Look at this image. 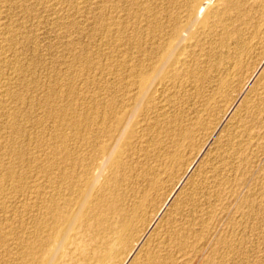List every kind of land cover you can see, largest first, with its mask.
I'll return each instance as SVG.
<instances>
[{"label": "rangeland", "instance_id": "obj_1", "mask_svg": "<svg viewBox=\"0 0 264 264\" xmlns=\"http://www.w3.org/2000/svg\"><path fill=\"white\" fill-rule=\"evenodd\" d=\"M52 1L0 0V264H82L78 240L97 264L82 225L41 254L54 196L124 243L106 264H264V0ZM170 56L176 76L143 90Z\"/></svg>", "mask_w": 264, "mask_h": 264}, {"label": "bare ground", "instance_id": "obj_2", "mask_svg": "<svg viewBox=\"0 0 264 264\" xmlns=\"http://www.w3.org/2000/svg\"><path fill=\"white\" fill-rule=\"evenodd\" d=\"M48 1V0H47ZM53 1H55V0H53ZM52 1V2H53ZM76 1V0H75ZM105 1V0H104ZM7 2V1H6ZM79 2V1H78ZM209 2V1H208ZM1 3V2H0ZM9 3V2H8ZM72 3V2H71ZM76 3H77V1H76ZM84 3V2H83ZM227 3V2H226ZM50 4V3H49ZM48 4V5H49ZM56 4V3H55ZM82 4V3H81ZM145 4V3H144ZM210 4V3H209ZM19 5V4H18ZM22 5V4H21ZM46 5V4H45ZM47 5V6H48ZM116 5V4H115ZM10 6V5H9ZM76 6V5H75ZM144 6V5H143ZM4 7V6H3ZM23 7H24V5H23ZM31 7V6H30ZM44 8V7H43ZM76 8V7H75ZM79 8V7H78ZM92 8V7H91ZM2 9V8H1ZM73 9V8H72ZM25 10V9H24ZM31 10V9H30ZM54 10V9H53ZM77 10V9H76ZM75 10V11H76ZM32 11V10H31ZM35 11V10H34ZM79 11V10H78ZM77 11V12H78ZM88 11V10H87ZM222 11V10H221ZM84 12V11H83ZM151 12V11H150ZM178 13V12H177ZM206 13V12H205ZM214 13H216V12H214ZM213 14V13H212ZM55 15V14H54ZM2 16V15H1ZM9 16V15H8ZM191 18H193V17H191ZM177 19V18H176ZM111 20V19H110ZM109 21V20H108ZM118 22V21H117ZM110 24V23H109ZM119 24V23H118ZM118 24L117 23H115V21H113L109 26L111 27V28H118L119 29V27H118ZM207 24V23H206ZM213 25V24H212ZM107 27H109L108 25H106ZM120 26H121V22H120ZM205 26H208V24L207 25H205ZM204 26V27H205ZM209 27H211V26H209ZM13 28V27H12ZM207 28V27H206ZM153 29V28H152ZM14 30V29H13ZM158 29H156V31H157ZM119 32V31H118ZM198 32V31H197ZM202 32V31H201ZM211 32V31H210ZM1 33V32H0ZM2 33H5V32H3L2 31ZM11 33H13V32H11ZM21 33V32H20ZM7 34V33H6ZM152 34V33H151ZM210 34V33H209ZM19 35V34H18ZM4 36V35H3ZM158 36V35H157ZM216 36V35H215ZM4 38H5V36H4ZM147 38H149V37H147ZM154 38V37H153ZM9 39V38H8ZM160 39V38H159ZM3 40V39H2ZM158 40V39H157ZM1 41V40H0ZM155 41V40H154ZM3 42H5V41H3ZM10 42V41H9ZM18 42V41H17ZM19 43V42H18ZM115 43V42H114ZM113 43V44H114ZM5 44V43H4ZM8 44V43H7ZM180 44V43H179ZM186 44H188V43H186ZM190 44V43H189ZM214 44V43H213ZM11 45V44H10ZM13 45V44H12ZM19 45V44H18ZM181 45V44H180ZM215 45V44H214ZM8 46V45H7ZM16 46V45H15ZM183 46V45H182ZM10 47V46H9ZM187 47V46H186ZM4 47L0 44V50L2 51V49H3ZM8 48V47H7ZM189 48V47H188ZM11 49V48H10ZM9 49V50H10ZM116 49V48H115ZM120 49V48H119ZM191 49V48H190ZM192 50V49H191ZM220 50V49H219ZM185 51V50H184ZM169 52V51H168ZM171 52H176V49L174 50H172ZM218 52V51H217ZM4 53V52H3ZM191 53V52H190ZM13 56V55H12ZM2 58V57H1ZM0 58V59H1ZM11 58V57H10ZM184 58V57H183ZM187 58V57H186ZM191 60V59H190ZM167 62H165V64H164V67H160V68H153L154 66H152V65H149V64H147L148 66H142V68L140 67V71H141V73L139 74V76L138 77H140V78H145L146 80H144L141 84L139 83V82H136V83H139V86H143V87H145L143 90H145L146 92H149V91H154V90H152L153 89V82H151V76H153V75H155V76H158V77H162V76H164L165 75V70H167V71H169V73H170V75L172 76V77H175L176 76V72H175V70H174V67H175V65H174V62L172 61V58H171V56L170 57H167V60H166ZM153 62V61H152ZM177 62V61H176ZM14 63V62H13ZM147 63H149V62H147ZM154 63V62H153ZM156 64V63H155ZM187 65V64H186ZM15 66V65H14ZM125 67V66H124ZM136 67V66H135ZM233 68V67H232ZM139 69V68H138ZM12 70V69H11ZM134 70V69H133ZM129 71V70H128ZM130 73V72H129ZM128 73V74H129ZM148 74H151V78H149V75ZM131 75V74H130ZM137 75V74H136ZM146 75H148V77L146 78ZM233 75V74H232ZM9 76V75H8ZM113 76V75H112ZM128 76V75H127ZM126 76V77H127ZM131 76H133V75H131ZM122 78V77H121ZM128 78H130L129 76H128ZM132 79H133V77H131ZM136 78H137V76H136ZM169 78H171L170 76H169ZM2 79H3V77H2ZM1 79V80H2ZM135 79V78H134ZM138 79V78H137ZM123 80H124V78H123ZM122 80V81H123ZM126 80V79H125ZM129 79H127V81H128ZM143 80V79H142ZM169 80V79H168ZM97 81V80H96ZM125 82V81H124ZM130 83H134V81L133 82H130ZM0 84H1V82H0ZM165 84H166V82H165ZM127 85H129L130 86V84H127ZM135 85V84H134ZM133 85V86H134ZM133 86H131V87H133ZM138 86V87H139ZM137 87V86H136ZM155 87V86H154ZM127 88H128V86H127ZM100 89V88H99ZM121 89V88H120ZM132 89H134V88H131V90ZM140 89V88H139ZM141 89H142V87H141ZM135 90H138V89H135ZM156 90V89H155ZM7 91L8 90H6V93H7ZM142 91V90H141ZM135 92V91H134ZM155 92L156 91H154V93L153 94H155ZM10 93H11V91H10ZM152 93V92H151ZM161 93V92H160ZM173 93V92H172ZM59 94V93H58ZM131 94V92L129 93V95ZM147 94V93H146ZM126 95H127V93H126ZM128 95V96H129ZM132 95V94H131ZM133 95H136V94H133ZM1 96H2V94H1ZM0 96V97H1ZM138 96H140V95H138ZM142 96V95H141ZM150 96V95H149ZM151 96H153V95H151ZM150 96V97H151ZM157 96V95H156ZM143 97V96H142ZM158 97V96H157ZM109 98V97H108ZM129 98V97H128ZM132 98V97H131ZM136 98V97H135ZM10 99V98H9ZM115 99V98H114ZM125 99L127 100V97L125 96ZM145 99V98H144ZM148 99H149V97H148ZM154 99V97H152V100ZM109 100V99H108ZM123 100V99H122ZM135 100V99H134ZM116 101V100H115ZM128 101H130L129 99H128ZM138 101V100H137ZM154 101V100H153ZM152 101V102H153ZM102 102V101H101ZM103 102H104V100H103ZM110 102V101H109ZM105 103V102H104ZM103 103V104H104ZM123 103V102H122ZM122 103H120V104H122ZM133 103V102H132ZM163 103V102H162ZM161 103V104H162ZM95 104V103H94ZM102 104V103H101ZM106 104V103H105ZM111 104V103H110ZM126 104H127V102H126ZM134 104H136V103H134ZM228 104V103H227ZM5 105V104H4ZM84 105V104H83ZM231 105V104H230ZM122 106V105H121ZM126 106V105H125ZM130 106V105H129ZM228 106V105H227ZM92 107V106H91ZM97 107V106H96ZM96 107H94L95 109L93 110V111H97V109H96ZM104 106H102V108H103ZM128 107V105L125 107V109ZM133 107H134V105H133ZM155 107V106H154ZM135 108V107H134ZM91 109V108H90ZM107 109H108V107H107ZM136 109V108H135ZM138 109H139V107H138ZM226 109H228V108H226ZM226 109H224V110H226ZM100 110H103V109H100ZM148 110V109H147ZM9 111V110H8ZM73 111V110H72ZM99 111V110H98ZM54 112V111H53ZM104 112V111H103ZM225 112V111H224ZM89 113V112H88ZM92 113H94V112H92L91 111V114ZM101 113V112H100ZM127 113V112H126ZM130 113V112H129ZM140 113H141V111H140ZM75 114V113H74ZM87 114V113H86ZM122 114V113H121ZM145 114H146V112H145ZM150 114V113H149ZM90 115V114H89ZM94 115V114H93ZM99 115V114H98ZM120 115V114H119ZM102 116V115H101ZM107 116V115H106ZM121 116V115H120ZM55 117V116H54ZM96 117V116H95ZM113 117V116H112ZM114 117H116V116H114ZM128 116L126 115V118H127ZM136 117V116H135ZM134 117V118H135ZM139 117V116H138ZM144 117V116H143ZM146 117H147V115H146ZM149 117V116H148ZM73 118H75V116L73 117ZM78 118V117H77ZM89 118V117H88ZM91 118V117H90ZM96 118H98V117H96ZM101 118H103V117H101ZM124 118V117H123ZM133 119V118H132ZM144 119H145V117H144ZM151 119V118H150ZM153 119V118H152ZM157 119V118H156ZM7 120V119H6ZM73 120V119H72ZM85 120V119H84ZM96 120V119H95ZM126 120V119H125ZM87 121V120H86ZM88 121H89V119H88ZM127 121V120H126ZM126 121H124V122H126ZM133 121H134V119H133ZM142 121H143V119H142ZM145 122H146V120H144ZM90 122V121H89ZM122 122V121H121ZM131 122V121H130ZM139 122V121H138ZM2 123V122H1ZM92 123V122H91ZM99 123H100V127L102 128H100V131L102 130V133H101V135L103 136H105V135H111L112 133H111V131L110 130H107V129H109V127H107V126H105L104 124H105V122H103L102 120L101 121H99ZM140 123V122H139ZM147 123H148V121H147ZM110 124V123H109ZM121 124V123H120ZM130 124V123H129ZM129 124H127V125H129ZM133 124V123H132ZM135 124H136V122H135ZM135 124H133V125H135ZM144 124V123H143ZM92 125V124H91ZM131 125V124H130ZM142 125V124H141ZM66 126V125H65ZM88 126H89V124H88ZM95 126V125H94ZM97 126H98V124H97ZM138 126V125H137ZM72 127H73V125H72ZM86 127V126H85ZM91 127V126H90ZM118 127V126H117ZM92 128V127H91ZM134 128H136V127H131V129L132 130H134ZM90 129V128H89ZM97 129V128H96ZM130 129V128H129ZM69 130V129H68ZM114 130V129H113ZM140 130V129H139ZM174 130V129H173ZM98 131V130H97ZM96 131V132H97ZM115 131V130H114ZM118 132V131H117ZM138 132V131H137ZM141 132V131H140ZM84 133V132H83ZM88 133V132H87ZM90 133V132H89ZM99 133V132H98ZM123 133V132H122ZM134 133H136V132H134ZM142 133V132H141ZM96 134V133H95ZM132 134V133H131ZM137 134V133H136ZM257 134V133H256ZM78 135V134H77ZM80 135V134H79ZM81 135H82V133H81ZM100 135V134H99ZM100 135V136H101ZM185 135V134H184ZM253 135V134H252ZM6 136V135H5ZM59 136V135H58ZM139 136H141V135H139ZM86 137V136H85ZM92 137V136H91ZM91 137H90V139H91ZM122 137V136H121ZM1 138V137H0ZM70 138V137H69ZM73 138V137H72ZM96 138V137H95ZM101 138H103V137H101ZM14 139V138H13ZM36 139V138H35ZM112 139V138H111ZM126 139V138H125ZM140 139V138H139ZM141 139H142V137H141ZM11 140V139H10ZM77 140V139H76ZM81 140H82V138H81ZM80 140V141H81ZM113 140V139H112ZM2 141V140H1ZM66 141V140H65ZM70 141V140H69ZM72 141V140H71ZM75 141V140H74ZM89 141V140H88ZM107 141V140H106ZM116 141V140H115ZM144 141V140H143ZM68 142V141H67ZM90 142V141H89ZM142 142V141H141ZM73 143V142H72ZM76 143V142H75ZM110 143H112V142H110ZM116 143V142H115ZM114 143V144H115ZM137 143V142H136ZM1 144V143H0ZM3 144V143H2ZM1 144V145H2ZM63 144V143H62ZM70 144V143H69ZM79 144V143H78ZM91 144L93 145L94 143H92L91 142ZM91 144H89V145H91ZM60 145V144H59ZM87 145V144H86ZM104 145H105V142L103 141V139H101V140H99V143H98V145L97 146H101V153L103 152V151H108L106 148H103L102 149V147H104ZM116 145V144H115ZM117 145H118V143H117ZM116 145V148L118 147ZM139 145H141V144H139ZM249 145V144H248ZM55 146V145H54ZM71 146V145H70ZM75 146V145H74ZM81 146V145H80ZM110 146V145H109ZM133 146V145H132ZM135 146V145H134ZM138 146V145H137ZM136 146V147H137ZM87 147V146H86ZM90 147V146H89ZM141 147V146H140ZM139 147V148H140ZM143 147V146H142ZM141 147V148H142ZM54 148V147H53ZM78 148V147H77ZM133 148V147H132ZM140 148V149H141ZM64 149V148H63ZM76 149V148H75ZM97 148H96V145H95V150H96ZM100 149V148H99ZM145 149V148H144ZM47 150V149H46ZM65 150V149H64ZM74 150V149H73ZM83 150V149H82ZM81 150V151H82ZM86 150H88V148L86 149ZM93 150V149H92ZM113 150V149H112ZM115 150V149H114ZM145 150H147V149H145ZM54 151V150H53ZM57 151V150H56ZM68 151V150H67ZM66 151V152H67ZM78 151V150H77ZM99 151V150H98ZM99 151V152H100ZM144 151V150H143ZM142 151V152H143ZM46 152V151H45ZM76 152V151H75ZM74 152V153H75ZM93 152V151H92ZM115 152V151H114ZM141 152V151H140ZM59 153V152H58ZM69 153H70V151H69ZM82 153H84V152H82ZM111 153V152H110ZM144 153H145V151H144ZM63 154V153H62ZM61 154V155H62ZM67 154H68V152H67ZM85 154V153H84ZM88 154V153H87ZM139 154V153H138ZM69 155V154H68ZM77 155V156H76ZM78 155L79 154H75V157H78ZM82 155V154H81ZM80 155V156H81ZM112 154H110V156H111ZM141 155V154H140ZM56 157H58V156H56ZM86 157V156H85ZM90 157V156H89ZM42 158V157H41ZM65 158H67V157H65ZM3 159V158H2ZM60 159V158H59ZM58 159V160H59ZM63 159V158H62ZM61 159V160H62ZM77 159V158H76ZM80 159V158H79ZM78 159V160H79ZM87 159V158H86ZM73 160H75V159H73ZM72 159H71V161H73ZM78 160H76V161H78ZM83 160V159H82ZM89 160V159H88ZM66 161V160H65ZM70 161V162H71ZM87 161V160H86ZM69 162V161H68ZM74 162V161H73ZM72 162V163H73ZM81 162V161H80ZM79 162V163H80ZM83 162H84V160H83ZM57 163V162H56ZM75 163V162H74ZM78 163V164H79ZM145 163V162H144ZM170 163V162H169ZM47 164V163H46ZM62 165H64L63 163H61ZM60 165V164H59ZM73 165V164H72ZM87 165V164H86ZM169 166H170V164H168ZM171 165H172V163H171ZM56 166V165H55ZM54 166V167H55ZM71 166V165H70ZM85 166V165H84ZM84 166H82V167H84ZM154 166V165H153ZM159 166V165H158ZM168 166V167H169ZM63 167V166H62ZM61 167V168H62ZM65 167V166H64ZM62 168V169H65V168ZM68 167H69V165H68ZM73 168H74V170H76L75 169V167H74V165L72 166ZM79 167H81L80 165H79ZM87 167V166H86ZM95 167V166H94ZM161 167V166H160ZM166 167V166H165ZM52 168V167H51ZM58 168V167H57ZM60 168V167H59ZM167 168V167H166ZM69 168H67V170H68ZM90 169V168H89ZM156 169H158V167H156ZM167 169H171V166L169 167V168H167ZM166 169V170H167ZM46 170H48L47 168H46ZM71 170V169H70ZM84 170V169H83ZM82 170V171H83ZM100 170H103L104 171V168H101ZM163 170V169H162ZM56 171H57V169H56ZM66 170H64V172H65ZM73 171V170H72ZM80 170L78 169V172H79ZM93 171V170H92ZM168 171V170H167ZM59 172H60V170H59ZM84 172V171H83ZM99 172V171H98ZM160 172H161V170H160ZM171 172V171H170ZM52 173V172H51ZM55 173V172H54ZM66 173V172H65ZM65 173H63V174H65ZM73 173H76V171H73ZM88 173V172H87ZM146 173V175H147V172H145ZM164 173V172H163ZM61 174V173H60ZM86 174V173H85ZM93 174V173H92ZM157 174H158V172H157ZM157 174H154L155 175V177H156V175ZM162 174V173H161ZM53 175V174H52ZM77 175V174H76ZM113 175V174H112ZM159 175V174H158ZM158 175H157V178H158ZM55 176V175H54ZM79 176H81L80 174H79ZM85 176V175H84ZM87 176L88 175H86V178H87ZM94 176V175H93ZM145 176V175H144ZM150 176V175H149ZM153 176V175H152ZM151 176V177H152ZM59 177V176H58ZM60 177H63V175L61 174V176ZM70 177V176H69ZM68 177V178H69ZM71 177H73L72 175H71ZM77 177V176H76ZM75 177V178H76ZM83 177V176H82ZM89 177V176H88ZM159 177H161V175L159 176ZM64 179H65V177H63ZM75 178H73L74 180H75ZM79 178V177H78ZM84 179H85V177H83ZM82 178V179H83ZM139 178V177H138ZM153 178H154V176H153ZM156 178V179H157ZM60 179H62V178H60ZM59 179V180H60ZM64 179H63V181H64ZM83 179V180H84ZM92 179V178H91ZM90 178H88V181H87V179H85L86 181H85V185L84 184H82L81 182L79 183V180L76 178V183H78V185H79V187L82 189V191H84V192H86V188H84V186H86L87 185V183L86 182H90V180H91ZM144 179H146V177L144 178ZM144 179H143V181H144ZM159 179V178H158ZM57 180V179H56ZM65 180H67V179H65ZM69 180L70 181H68L67 180V182H70L71 183V180L72 179H70L69 178ZM82 180V181H83ZM150 180V179H149ZM62 181V180H61ZM62 181V182H63ZM98 181V180H97ZM137 181V180H136ZM155 181V180H154ZM153 181V182H154ZM147 182H149V181H147ZM162 182V181H161ZM160 182V183H161ZM51 183V182H50ZM61 183V182H60ZM133 183V182H132ZM150 183H151V181H150ZM90 185H91V183H89ZM97 184H99V183H96V186H97ZM134 184V183H133ZM152 184V183H151ZM157 184H159V183H157ZM77 185V184H76ZM93 185V184H92ZM100 185V184H99ZM1 186V185H0ZM94 186H95V183H94ZM137 186V185H136ZM159 186V185H158ZM34 187V186H33ZM52 187V186H51ZM60 187H61V184H60ZM76 187H78V186H75L74 188H76ZM83 187V188H82ZM89 187V186H88ZM102 187V186H101ZM154 187V186H153ZM69 188V187H68ZM58 189V188H57ZM57 189H55L54 191L56 192V190ZM63 189V188H62ZM79 189V188H78ZM80 189V190H81ZM86 189V190H85ZM94 189V188H93ZM106 189V188H105ZM74 190V189H73ZM77 190V189H76ZM88 190H90L89 188H88ZM87 190V191H88ZM97 190V189H96ZM101 190V189H100ZM4 191V190H3ZM60 191V190H59ZM59 191H57V192H59ZM63 191V190H62ZM79 191V190H78ZM91 191V190H90ZM90 191L88 192V193H90ZM94 191V190H93ZM5 192V191H4ZM38 192V191H37ZM46 192V191H45ZM57 192H56V194H57ZM95 192V191H94ZM102 192H105L104 191V188H102ZM62 193V192H61ZM79 193H80V191H79ZM140 193V192H139ZM42 194V193H41ZM55 194V195H56ZM59 194V193H58ZM57 194V195H58ZM69 194V193H68ZM93 194V193H92ZM100 194H104V193H101V191H100ZM137 194V193H136ZM62 195V194H61ZM58 196H60V195H58ZM143 196V195H142ZM31 197V196H30ZM50 197V196H49ZM63 197H65V196H63ZM67 197V196H66ZM87 197V196H86ZM54 198V200H51V198H50V201H48L47 200V202H48V204H50L49 202H51L53 205H56V206H54L55 208H57L59 211L57 212V213H55L53 216H51V220L54 222L53 223V225L55 226L54 228H52V229H54V231H53V233L52 234H50V233H48L47 231H49L50 229H48L47 231H46V233H48V234H46L45 236H42L41 237V240H40V248H41V254H44V255H49V252H50V250H49V246L51 245V244H53V246H54V242H58V243H61V240H66V241H71L70 239H73L71 236H68L67 235V233H64V237L63 238H61V231L62 230H64V231H66L65 229H71V228H73L74 226H77V225H82L83 226V228H84V230H88L90 233H91V235H92V238L95 240L96 238L98 239V241H99V245L101 246L100 247V251H98V254L99 255H97V256H95L94 258H95V260L97 261V264H106L108 261H110L111 259H113V258H117V256H119V253H120V250L123 248V242H120V240H118V239H116V241H117V245L119 246V248L118 249H114L112 246H113V243H111L110 241L112 240H108V234L107 235H104V236H99L98 235V231H97V226L95 227L94 225L95 224H92V225H90L89 226V223H90V221H91V217L89 216V215H87L90 211H91V209L93 208L92 206H90L89 205V201L87 202H81V201H76L75 200V198H71V199H65V198H63V199H56V197L54 196L53 197ZM101 198H102V196H101ZM98 199L99 201H100V203L102 202V199ZM33 199V198H32ZM109 199H111L110 197H109ZM46 201V200H45ZM83 201V200H82ZM92 202V201H91ZM44 203V202H43ZM96 203V202H95ZM3 204V203H2ZM46 205V204H45ZM98 205V204H97ZM48 206V205H47ZM92 207V208H91ZM49 209V208H48ZM43 210V209H42ZM50 210V209H49ZM98 210V209H97ZM47 211V210H46ZM55 211V210H54ZM105 211V210H104ZM104 211H102V212H104ZM67 213V217H66V215H64L63 213ZM106 212H108V211H106ZM48 213V212H47ZM53 213V212H52ZM44 214V213H43ZM51 214V213H50ZM83 215L82 217L83 218H80V217H78V215L80 216V215ZM104 214V216H103V220L104 221H108L109 219H111L110 218V216H108V214L107 213H103ZM112 214V213H111ZM93 215V214H92ZM43 216V215H42ZM114 216V215H113ZM45 217V216H44ZM46 217H47V215H46ZM96 217H98L99 218V216L98 215H96ZM118 217V216H117ZM43 218V217H42ZM128 218V217H127ZM126 218V219H127ZM129 219V218H128ZM50 220V221H51ZM96 220V219H95ZM99 220V219H98ZM130 220V219H129ZM48 220L46 219L45 220V222H47ZM109 222V221H108ZM134 222V221H133ZM44 223V222H43ZM92 223V222H91ZM47 224H49L48 226H51L50 225V222H48V223H46L45 225H47ZM109 224H107V226H108ZM85 226V227H84ZM102 226V225H101ZM100 227V226H99ZM109 227V226H108ZM50 228V227H49ZM102 228V227H101ZM105 228V227H104ZM45 229V227L42 229V230H44ZM104 230V229H103ZM102 230V231H103ZM108 230V229H107ZM106 230V231H107ZM51 231V230H50ZM42 232V231H41ZM104 232V231H103ZM105 233V232H104ZM104 233H102L101 235H103ZM110 233V232H109ZM112 234V233H111ZM110 234V235H111ZM109 235V236H110ZM125 236H127L128 235V231H127V233L125 232V234H124ZM107 236V237H106ZM111 236H113V235H111ZM125 240H126V237H125ZM137 240V239H136ZM165 240V239H164ZM170 240V239H169ZM168 240V241H169ZM2 242V241H1ZM163 242V241H162ZM112 245V246H111ZM94 247V246H93ZM29 248V247H28ZM74 249L75 250H77L78 251V255H79V259L81 258L82 259V264H89V260L88 259H90V258H93V257H87L86 255H85V253H84V251H85V248L83 247V244L81 243V241L80 240H78V241H75V244H74ZM120 249V250H119ZM29 251H31L32 249H28ZM32 251H34V250H32ZM87 251V250H86ZM20 252V251H19ZM71 252V251H70ZM33 253V252H32ZM26 254V253H25ZM21 256V255H20ZM48 258H49V256H48ZM78 259V260H79ZM50 260V259H49ZM51 260H53V258L51 257ZM147 261V260H146ZM36 264V263H35ZM81 264V263H80Z\"/></svg>", "mask_w": 264, "mask_h": 264}]
</instances>
